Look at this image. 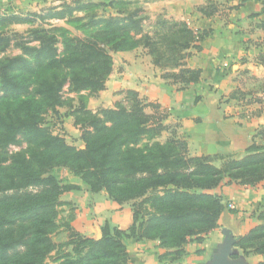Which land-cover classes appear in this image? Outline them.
Wrapping results in <instances>:
<instances>
[{"label":"trees","instance_id":"trees-1","mask_svg":"<svg viewBox=\"0 0 264 264\" xmlns=\"http://www.w3.org/2000/svg\"><path fill=\"white\" fill-rule=\"evenodd\" d=\"M57 1L40 14L0 16V264H129L130 240L158 241L166 250L164 264H182L185 245L203 244L226 209L212 191L224 183L264 181V148L253 142L242 159L192 156L178 126L166 123L167 112L138 92L127 90L123 101L96 112L87 108V96L105 91L117 52L142 50L163 79L182 89L198 83L201 71L185 61L210 32L162 15L152 21L138 0ZM213 6L210 1L203 12L212 14ZM52 20L76 25L85 36L71 38L61 27L44 26ZM22 24L32 28H12ZM239 94L229 99L240 100ZM64 107L83 148L47 123L48 115L63 118ZM60 168L91 193L130 203L131 227L105 221L99 238L85 236L69 223L75 217L70 204L73 211L59 225L61 198L82 187L60 180L54 174ZM257 217L259 224L237 241L247 256H264V208ZM60 227L64 242L54 239Z\"/></svg>","mask_w":264,"mask_h":264},{"label":"crops","instance_id":"crops-1","mask_svg":"<svg viewBox=\"0 0 264 264\" xmlns=\"http://www.w3.org/2000/svg\"><path fill=\"white\" fill-rule=\"evenodd\" d=\"M31 0H0V16L22 14L21 2ZM152 21L158 16L184 22L194 30L208 31L201 50L186 59V67L201 71L198 83L182 89L162 78L163 72L153 66L141 50L113 54V72L105 91L90 98V110L109 109L124 99V92L134 90L147 103L161 106L168 114L167 124L177 125L178 135L189 145L192 156L233 157L242 159L253 144L259 121L243 113L230 95L238 89L242 73L264 77V63L257 56L264 53V45L256 38L264 36V0H138ZM213 2L214 12L207 10ZM49 7L52 0L45 1ZM211 5V4H210ZM54 6V5H52ZM58 6V5H57ZM202 9V10H201ZM21 25H15L19 27ZM227 63L229 69L224 71ZM241 87V86H240ZM87 94V93H85ZM150 113V111H148ZM69 122L71 119H64ZM76 131V130H75ZM78 132V130L76 131ZM79 139V135H74ZM79 147L84 145L79 140ZM81 191L66 195L76 208L73 226L92 238L101 236V226L127 230L133 224V211L128 205H117L105 192L93 194L82 182ZM226 206L218 227L203 244L185 245L182 264H259L264 256L246 255L237 241L258 224L260 204L264 203V184L243 186L222 184L212 191ZM129 264H164L160 257L166 250L158 241L127 243Z\"/></svg>","mask_w":264,"mask_h":264},{"label":"rangeland","instance_id":"rangeland-1","mask_svg":"<svg viewBox=\"0 0 264 264\" xmlns=\"http://www.w3.org/2000/svg\"><path fill=\"white\" fill-rule=\"evenodd\" d=\"M45 1H49V0H31V2H24L23 1L21 3H18L19 7H20V9L18 11L20 13H22L24 17L27 14H33V13L40 14L41 12H43L44 9L49 8V5L47 6ZM67 1L70 2L71 0H67ZM94 1L103 2V1H109V0H94ZM59 4H61L60 1L52 0L51 6L52 5L57 6ZM79 15L81 16L82 14H79ZM38 25H41V22L38 19H36V23L34 24V26L37 27ZM14 26L12 28L18 32H21V33L26 32L28 29L32 28L31 25H27V24H22L19 27H14ZM44 26L48 27V28H49V26L61 27L68 32L66 34V36L71 37V38H73V37H84L85 36V34L82 31H80L76 25L67 24L65 20H52V21L46 22V24ZM254 41H256V42L258 41L257 45H264V36L256 38V40H254ZM59 47L62 50V45H60ZM17 53H18V51L15 50V51H12V53L8 52V55H15ZM117 53H120V52H117ZM261 54H263V53H261ZM143 56H145L144 52H143ZM145 57L147 59L151 60L150 57H147V56H145ZM257 62H259V56H257ZM170 72H172V71H170ZM238 76H240V80H238L239 86H238V83H236V86L238 88L236 90H240V94L238 96H240L241 98H240V100H236L237 103H239V104H237V107L239 108V110L243 111V113L252 116L253 119H256V120L260 119L259 121H263V123H261V124L259 123V128L257 130V134L255 135V139L253 142L264 148V77H261L260 79H258L249 72H247L246 74L242 73L241 75H238ZM100 94L101 93H99L96 96L85 95V96H87V108L88 109H89L88 104H89L90 98L98 97ZM68 96H69V98H73L75 100V106H77L78 105L77 104L78 97L75 95H72V94L68 95ZM124 98H125V94H124ZM100 109H103V108H100ZM98 110L99 109H97L95 111L94 110H91V111L96 112ZM59 112H60L61 116H63V118H61V119L57 118L56 119L53 115H48L46 118L47 123L52 127L55 126L56 132L64 135L70 144H72L76 147H79V145H80L79 140H80L81 134H80L79 130L76 129L73 125L74 119L72 117H64V115L67 113L66 107L59 109ZM67 118L71 119V120L69 122H65L64 119H67ZM75 130L76 131L78 130V132H76ZM74 135H79V139L75 138ZM164 139H165V137L163 138V140ZM13 150L19 151L20 148L15 147ZM221 164H222V161L219 159H216L214 162V165L217 167H219ZM54 174L60 180H62L64 183L77 184L76 181L81 182L80 179L73 176L72 173L66 168L56 169L54 171ZM235 183L240 184L239 182H235ZM259 184H264V181L260 182ZM259 184H256L253 186H257ZM240 185H242V184H240ZM243 186H250V185H243ZM253 186H250V187H253ZM77 192H79V191L71 192V193H68L66 195H69L72 193H77ZM66 195H64L61 198L62 206L58 209V211H59V214H58L59 225H61L63 222L66 221V219L68 218L69 212H72L74 210L73 214L74 215L76 214V208L74 207V204L69 200H64ZM68 204H70L71 207H74V209L72 210L71 207L68 206ZM124 205H128L131 207L130 203L124 204ZM260 206H261L260 210L263 209L264 203H261ZM69 220H71L69 222L70 225L73 226L74 221H75V217L73 219L70 218ZM258 224H259V221H258ZM73 227L75 228V226H73ZM64 232H65L64 227L58 228L57 235L54 238L55 241H57V242L66 241V232L65 233Z\"/></svg>","mask_w":264,"mask_h":264},{"label":"built area","instance_id":"built-area-1","mask_svg":"<svg viewBox=\"0 0 264 264\" xmlns=\"http://www.w3.org/2000/svg\"><path fill=\"white\" fill-rule=\"evenodd\" d=\"M222 69H223L224 71H226L227 69H229V65H228L227 63H225V64L223 65Z\"/></svg>","mask_w":264,"mask_h":264}]
</instances>
